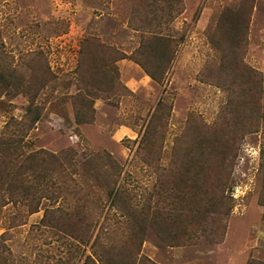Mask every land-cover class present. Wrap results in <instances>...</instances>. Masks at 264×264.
<instances>
[{
    "label": "rangeland",
    "instance_id": "1",
    "mask_svg": "<svg viewBox=\"0 0 264 264\" xmlns=\"http://www.w3.org/2000/svg\"><path fill=\"white\" fill-rule=\"evenodd\" d=\"M137 26L173 40L163 80ZM262 76L264 0H0L1 141L63 164L39 211L0 196V264H100L42 222L75 168L112 218L147 219V264L264 263Z\"/></svg>",
    "mask_w": 264,
    "mask_h": 264
},
{
    "label": "trees",
    "instance_id": "2",
    "mask_svg": "<svg viewBox=\"0 0 264 264\" xmlns=\"http://www.w3.org/2000/svg\"><path fill=\"white\" fill-rule=\"evenodd\" d=\"M228 12L231 13L233 10L230 8L224 13L229 14ZM235 14L237 28L241 29L246 26L245 22L241 23V13L237 11ZM135 29L143 32L139 53L142 55L152 53L156 69H151L148 62L141 57H135V60L153 79L163 80L174 59V51L171 49L173 40L162 30L147 29L144 26H137ZM147 39L150 41L146 44ZM146 45L150 52L144 50ZM262 81L264 85V77ZM262 91L264 92V88ZM35 155L38 154L28 155L20 151L15 143L0 142V196L8 201L17 200L20 197L24 199L27 210L23 216L39 211L43 198L57 196L54 186L59 181L60 173L63 174V164L58 162L59 156H50L56 160H51V164L37 166L31 160ZM19 159L22 162H19ZM71 161H69L70 165L73 164L76 167L77 163L75 161L71 163ZM83 164L85 165V162L81 163ZM63 178L70 181L68 193L72 200L67 208L58 207L52 210L46 208L42 222L65 231L73 238L80 239L86 246L94 237L90 247L100 264H147L149 260L139 256L141 245L145 240L147 219L145 217L133 218L130 209H125L123 219L112 218L108 215L109 211L105 213L108 202H103L100 197L92 198V193L95 191L90 188L91 186L88 188L78 186L82 180L85 182L92 178L99 180V176L95 173H79L75 168L63 175ZM113 191V189L110 191L108 199L113 195ZM111 206L112 203L109 210ZM87 261L97 263L91 255L87 256Z\"/></svg>",
    "mask_w": 264,
    "mask_h": 264
}]
</instances>
